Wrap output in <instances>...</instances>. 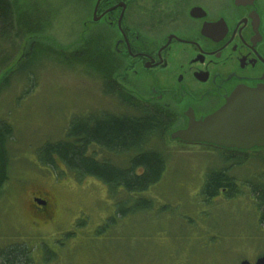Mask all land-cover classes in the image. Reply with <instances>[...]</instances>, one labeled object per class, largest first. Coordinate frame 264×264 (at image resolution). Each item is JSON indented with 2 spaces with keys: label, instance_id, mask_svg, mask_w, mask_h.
<instances>
[{
  "label": "rangeland",
  "instance_id": "rangeland-1",
  "mask_svg": "<svg viewBox=\"0 0 264 264\" xmlns=\"http://www.w3.org/2000/svg\"><path fill=\"white\" fill-rule=\"evenodd\" d=\"M11 2L17 33L0 39V58L12 55L0 70V83L13 66L19 69L0 90V118L13 130L2 155L0 247L26 245L30 264H241L264 255V224L245 182L264 172V161L257 157L263 152H248V160L229 168L239 193L226 196L221 189L209 199L202 193L207 176L229 165L228 152L183 146L169 132L163 148L167 168L140 193L119 190L115 198L102 180L79 179L58 158L55 165L42 163L40 147L64 138L72 121L131 109L105 91L95 44L78 39V3ZM43 193L56 209L50 222L33 216V197ZM128 197L127 212L118 213L120 200ZM139 197L150 199L151 207L129 211ZM65 230L73 234L60 235ZM60 237L64 244L57 246Z\"/></svg>",
  "mask_w": 264,
  "mask_h": 264
},
{
  "label": "flooded vegetation",
  "instance_id": "flooded-vegetation-1",
  "mask_svg": "<svg viewBox=\"0 0 264 264\" xmlns=\"http://www.w3.org/2000/svg\"><path fill=\"white\" fill-rule=\"evenodd\" d=\"M73 1L82 7L78 39L94 43L97 65L108 66L107 92L124 104L169 109L172 131L185 128L192 116L199 120L215 112L238 87H264V0ZM173 140L233 155L264 154V145L243 149ZM44 195L33 197L38 222L56 214ZM65 237L55 240L57 246Z\"/></svg>",
  "mask_w": 264,
  "mask_h": 264
},
{
  "label": "trees",
  "instance_id": "trees-1",
  "mask_svg": "<svg viewBox=\"0 0 264 264\" xmlns=\"http://www.w3.org/2000/svg\"><path fill=\"white\" fill-rule=\"evenodd\" d=\"M14 18L11 0H0V39L7 41L17 33ZM10 60L11 54L2 55L0 70L6 69ZM18 69L14 70L13 66L3 77L0 90L9 85L10 79ZM98 70L102 72L105 91H112L106 88L110 73L107 74V69H103L102 65L97 66ZM128 108L131 109L129 113H111L98 118L72 121L64 138L48 141L40 147L39 160L51 166L55 165L58 158L74 171L79 179L89 175L102 180L107 185L108 194L115 198L119 190L128 193L147 190L162 178L167 168V155L163 148L167 133L173 129L172 115L167 108L147 103L129 104ZM12 137V128L0 118V185L6 178L2 155L5 154L6 142ZM114 157L119 158V162L114 161ZM224 157L229 165L212 170L207 176L202 193L208 199L216 196L221 189H226V196L232 197L240 191L235 188L234 177L228 170L234 164L244 163L249 157L246 154H226ZM257 157L264 161V154ZM245 182L259 209L260 222L264 224V172ZM129 199L130 197L120 200L118 208L121 209L118 213L127 212L123 206ZM151 205L150 199L139 197L128 210L135 212ZM31 262H33L31 250L26 245L0 247V264Z\"/></svg>",
  "mask_w": 264,
  "mask_h": 264
},
{
  "label": "water",
  "instance_id": "water-1",
  "mask_svg": "<svg viewBox=\"0 0 264 264\" xmlns=\"http://www.w3.org/2000/svg\"><path fill=\"white\" fill-rule=\"evenodd\" d=\"M170 137L243 149L263 146L264 87H238L215 112L199 120L192 116L185 128L172 131ZM241 264H264V255Z\"/></svg>",
  "mask_w": 264,
  "mask_h": 264
}]
</instances>
